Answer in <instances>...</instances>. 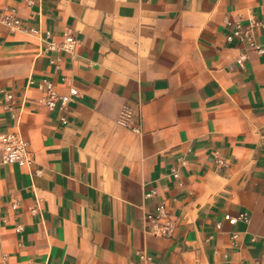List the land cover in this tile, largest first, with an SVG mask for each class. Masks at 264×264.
<instances>
[{"label":"crops","instance_id":"crops-1","mask_svg":"<svg viewBox=\"0 0 264 264\" xmlns=\"http://www.w3.org/2000/svg\"><path fill=\"white\" fill-rule=\"evenodd\" d=\"M5 6L22 24L0 22V133L19 130L32 162L0 143V264H264V51L228 38L264 0ZM44 78L78 89L66 109ZM163 200L171 236L150 230Z\"/></svg>","mask_w":264,"mask_h":264},{"label":"built area","instance_id":"built-area-1","mask_svg":"<svg viewBox=\"0 0 264 264\" xmlns=\"http://www.w3.org/2000/svg\"><path fill=\"white\" fill-rule=\"evenodd\" d=\"M32 4L34 0H27ZM0 22L7 24L12 29L19 28L22 24L21 18L18 16L17 8L14 6H5L0 12ZM264 21L255 17L251 18L247 24H243L241 21L236 23V27L232 33L228 35V38H232L234 35L240 37L241 40L246 41L249 46L254 47L259 52L264 51V45L260 44L256 40V27H262ZM78 39L73 34H65V41L63 46L68 49H73ZM53 46V45H52ZM245 58V54L241 55L240 60ZM33 82V80H31ZM38 86L45 92L42 97V101L50 108L59 106L61 109H66L72 95L78 94L76 87H70V92L66 94L58 93L51 80L44 78L38 84ZM131 115L129 109H125L122 113L120 120L126 122V119ZM62 119L66 121L65 116ZM0 143L3 147L2 161L5 163L18 162L20 164H31L32 155L28 147V141L24 138L19 130H8L0 133ZM175 175H178L177 169H173ZM153 191L148 194H152ZM13 206H17V202H13ZM34 211L38 209V206L32 208ZM153 222V226L150 230L157 235L171 236L176 229V219L169 212L167 203L163 200L157 205V209L154 212H150L147 215ZM225 217L231 222H236L239 218L249 220V212L241 211L238 215L233 216L229 213L225 214ZM18 230L22 229L21 225L17 226ZM237 234H234L236 236ZM142 257L149 258L144 252H141Z\"/></svg>","mask_w":264,"mask_h":264}]
</instances>
